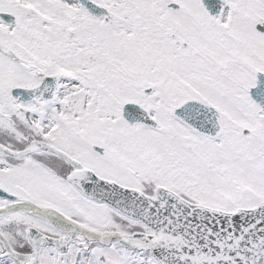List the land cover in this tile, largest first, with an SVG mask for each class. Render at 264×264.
<instances>
[{
  "label": "snow or ice",
  "instance_id": "obj_1",
  "mask_svg": "<svg viewBox=\"0 0 264 264\" xmlns=\"http://www.w3.org/2000/svg\"><path fill=\"white\" fill-rule=\"evenodd\" d=\"M0 264H264V0H0Z\"/></svg>",
  "mask_w": 264,
  "mask_h": 264
}]
</instances>
